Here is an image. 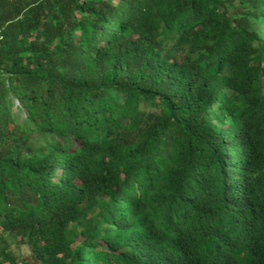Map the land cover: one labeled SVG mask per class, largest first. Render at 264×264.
I'll return each instance as SVG.
<instances>
[{"label": "trees", "instance_id": "trees-1", "mask_svg": "<svg viewBox=\"0 0 264 264\" xmlns=\"http://www.w3.org/2000/svg\"><path fill=\"white\" fill-rule=\"evenodd\" d=\"M0 264H264V0H0Z\"/></svg>", "mask_w": 264, "mask_h": 264}, {"label": "rangeland", "instance_id": "rangeland-1", "mask_svg": "<svg viewBox=\"0 0 264 264\" xmlns=\"http://www.w3.org/2000/svg\"><path fill=\"white\" fill-rule=\"evenodd\" d=\"M5 242L10 243L9 249L15 250L24 259H31L30 250L27 245L14 241L13 239L5 236Z\"/></svg>", "mask_w": 264, "mask_h": 264}]
</instances>
